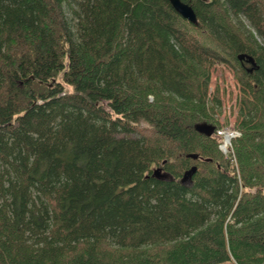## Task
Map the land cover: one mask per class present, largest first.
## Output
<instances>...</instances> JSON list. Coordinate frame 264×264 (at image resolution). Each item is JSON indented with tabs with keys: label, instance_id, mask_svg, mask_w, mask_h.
Wrapping results in <instances>:
<instances>
[{
	"label": "trees",
	"instance_id": "trees-1",
	"mask_svg": "<svg viewBox=\"0 0 264 264\" xmlns=\"http://www.w3.org/2000/svg\"><path fill=\"white\" fill-rule=\"evenodd\" d=\"M184 1L0 0V264H264V0Z\"/></svg>",
	"mask_w": 264,
	"mask_h": 264
},
{
	"label": "water",
	"instance_id": "water-1",
	"mask_svg": "<svg viewBox=\"0 0 264 264\" xmlns=\"http://www.w3.org/2000/svg\"><path fill=\"white\" fill-rule=\"evenodd\" d=\"M172 6L174 7V9L184 18L188 19L189 21L193 22V23H197L198 18H197V14L193 8V6L191 4H189L188 2H185L184 0H170ZM240 60L246 59L248 62H250L252 64L250 70H252L256 65L257 62L254 58L253 55L247 54V53H239L237 56ZM196 128L198 130H200L201 132H204L207 135H211L214 127L211 126L210 124H206V123H197ZM191 157L197 158L199 156L198 153H190L188 154ZM197 169V165H193L190 169H188L183 176V179H186L187 176H191L195 170ZM160 172V168H157L155 170V173H159Z\"/></svg>",
	"mask_w": 264,
	"mask_h": 264
},
{
	"label": "built area",
	"instance_id": "built-area-1",
	"mask_svg": "<svg viewBox=\"0 0 264 264\" xmlns=\"http://www.w3.org/2000/svg\"><path fill=\"white\" fill-rule=\"evenodd\" d=\"M217 133L220 135L222 139L220 148L224 152H227L230 149L232 145V138H234L239 134L237 130L231 128L219 129Z\"/></svg>",
	"mask_w": 264,
	"mask_h": 264
},
{
	"label": "rangeland",
	"instance_id": "rangeland-1",
	"mask_svg": "<svg viewBox=\"0 0 264 264\" xmlns=\"http://www.w3.org/2000/svg\"><path fill=\"white\" fill-rule=\"evenodd\" d=\"M67 12H69V9L67 8ZM69 14V13H68ZM245 22H246V24H248L249 25V22L248 21H246L245 20ZM254 32H255V35H256V37H257V39L260 41V42H264V37L262 36V35H260L255 29L253 30ZM249 65V64H248ZM227 110H228V114L231 116V118H232V120H233V117L235 116V114L233 113V112H229V108H227ZM221 119H223V115L221 116ZM225 127H234L233 126V124L232 123H229L228 125H226ZM235 128H237V127H235ZM162 176H164V170H160V172H159Z\"/></svg>",
	"mask_w": 264,
	"mask_h": 264
},
{
	"label": "flooded vegetation",
	"instance_id": "flooded-vegetation-1",
	"mask_svg": "<svg viewBox=\"0 0 264 264\" xmlns=\"http://www.w3.org/2000/svg\"><path fill=\"white\" fill-rule=\"evenodd\" d=\"M242 63L244 64V66H246V67L248 68V66H249V65H248L249 63H248V62L244 61V62H242ZM251 72H252V70H251Z\"/></svg>",
	"mask_w": 264,
	"mask_h": 264
}]
</instances>
